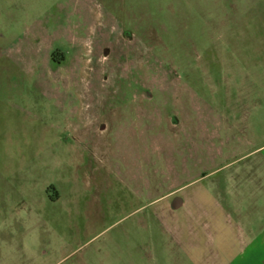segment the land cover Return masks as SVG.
Returning a JSON list of instances; mask_svg holds the SVG:
<instances>
[{
	"label": "rangeland",
	"instance_id": "obj_1",
	"mask_svg": "<svg viewBox=\"0 0 264 264\" xmlns=\"http://www.w3.org/2000/svg\"><path fill=\"white\" fill-rule=\"evenodd\" d=\"M0 264H264V0H0Z\"/></svg>",
	"mask_w": 264,
	"mask_h": 264
},
{
	"label": "crops",
	"instance_id": "obj_2",
	"mask_svg": "<svg viewBox=\"0 0 264 264\" xmlns=\"http://www.w3.org/2000/svg\"><path fill=\"white\" fill-rule=\"evenodd\" d=\"M177 201H176V205H175V210H174V212H175V214H176V212H178L179 210H181L182 208H184V206H185V204H186V201L185 200H180V199H176Z\"/></svg>",
	"mask_w": 264,
	"mask_h": 264
},
{
	"label": "flooded vegetation",
	"instance_id": "obj_3",
	"mask_svg": "<svg viewBox=\"0 0 264 264\" xmlns=\"http://www.w3.org/2000/svg\"><path fill=\"white\" fill-rule=\"evenodd\" d=\"M176 201H177V200H175V201L173 202L172 207H175V205H176Z\"/></svg>",
	"mask_w": 264,
	"mask_h": 264
}]
</instances>
